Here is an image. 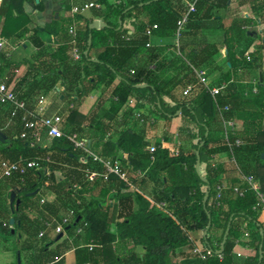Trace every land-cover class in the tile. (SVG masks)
<instances>
[{
	"label": "trees",
	"instance_id": "trees-1",
	"mask_svg": "<svg viewBox=\"0 0 264 264\" xmlns=\"http://www.w3.org/2000/svg\"><path fill=\"white\" fill-rule=\"evenodd\" d=\"M114 1L112 4L99 1L106 5L104 14L100 15L98 8L93 7L91 17L83 14L72 17L73 4L93 1L62 0L66 17L43 26L44 31L60 42L59 47L48 54H37L20 76L15 74V63L5 52L0 54V76L29 111L33 110L35 97L59 89L55 84L60 83L46 117L57 113L64 124L63 137L41 147L39 142L45 133L25 129L24 113L17 111L11 118L12 106L0 104V162H17L20 158L50 160L43 165L49 171L48 176L44 170L28 169L23 175L13 173L0 181V198L4 193L6 198L14 192L15 202L20 201L17 209L15 202L7 209L11 223L9 219L6 222L0 219L2 248L19 252L27 258L25 264H64L65 255L72 250L74 264H231L236 242L245 236L254 255L243 264H264V208L256 206L257 193L240 178V175L252 176L264 195V160L261 159L264 87L253 94V85L241 82L243 74L237 72L242 69L243 78L249 81L250 75L261 69L262 40L250 42V34L242 28L248 22L244 20L225 30L220 42L190 40L206 25L220 29V14L228 10L232 1L198 0L179 38L180 56L170 63L174 68L178 65L175 69L182 77L163 80L157 74L163 66L155 62L157 56L146 46L150 37L146 30L156 25V32L174 36L186 3L183 0ZM25 2L34 4L35 0H1L3 24L9 19L22 18ZM238 4H249L252 10L264 15V0H238ZM143 14L145 19L140 18ZM97 16L105 25L100 29L93 27ZM128 19H133L132 31L123 27ZM73 22L75 46L81 56L75 63L70 56L68 33ZM29 31L25 27L13 40H20ZM35 34L34 30L31 38ZM32 39L41 50L40 41L36 37ZM243 40L249 42L246 49L252 44L254 50L248 55L244 51L237 55L236 46ZM97 49H100L98 53ZM222 49L227 51L225 61L232 70L222 72L220 88L211 94L197 85L193 68H208V74L219 71L215 57ZM138 55H145L147 63L133 64ZM246 56L251 60H246ZM233 76L235 85L231 83ZM188 86L193 87L184 96ZM178 90L180 98H175ZM94 91H100V95L89 113L83 115L79 109ZM107 96L112 101L108 111L101 114ZM131 99L133 108L146 110V114L140 115L131 128L121 126L114 135L115 124L125 122L124 117L117 115ZM130 112L125 116L131 115ZM175 117L181 120L178 138L194 140L189 152L172 142L167 129L161 142H151L144 130V126L153 125L150 118L164 120L168 128ZM139 121L142 129L137 125ZM222 121H234L238 129L225 137ZM73 134L88 140L90 150L101 159L117 162L132 187L141 189L151 184V197L127 187L115 175L103 182L99 177L104 172L103 165L74 148L67 138ZM236 140L242 144L235 146ZM152 146L155 149L150 153ZM197 151L199 172L194 169ZM220 153L224 154V161L213 158ZM90 172L97 174L92 181L87 176ZM219 184L225 188L217 201ZM235 186L243 196L233 192ZM46 193L53 194L55 199L40 204ZM161 202L165 203L164 211L156 207ZM63 217H68V223L63 226L65 238L57 240L59 234L51 238L48 232L38 237L45 221L60 222ZM77 229L81 233L77 234ZM188 232L199 233L205 259L193 253L195 245ZM136 247L143 249L141 256L135 253Z\"/></svg>",
	"mask_w": 264,
	"mask_h": 264
},
{
	"label": "crops",
	"instance_id": "crops-1",
	"mask_svg": "<svg viewBox=\"0 0 264 264\" xmlns=\"http://www.w3.org/2000/svg\"><path fill=\"white\" fill-rule=\"evenodd\" d=\"M61 1L62 0H35L34 4L25 2L22 7L24 14L22 18H19L18 20L9 19L5 24H3V21L0 20V35L8 43L7 51L10 54V59L17 66L15 70L16 76H20L24 71H26L27 66L33 63L37 54H39L40 52L48 54L55 51L59 47L60 42L56 39L54 35L44 31L43 26L50 23L53 19H60L66 17L67 14L64 11V8L62 7ZM92 1L97 3L98 5L100 4L99 5L100 7L97 10V12L100 15L101 13L104 14L106 12V5L99 3L100 0H92ZM106 1L108 4H112L115 2L114 0H106ZM0 4H1V0H0ZM82 14L86 17L92 16V12L90 10ZM220 16L222 17L221 20L222 27L220 29H215L206 25L203 29L198 31V33H195L196 35L190 37L189 39L193 41L207 42V43L220 42L224 38V31L227 30L230 26H232V24L234 23L236 24L238 21L241 20L248 21L246 22V24H244L242 28L245 32H247V34H250V38H249L250 42H252L255 39L256 42L262 40L263 43L262 67L260 70L255 71L250 75L248 79L249 81L243 78L244 73L242 69L240 68L237 69V72L243 74L241 82H245V83L247 82V84H251V85H253V83H259L261 86L264 87V15H262L260 12L258 13L252 10L249 4L240 5L238 4V0H232L229 4L228 10L222 12ZM15 17H16V13L14 12L13 18ZM140 18L145 19V14L140 16ZM96 21L101 22V17L98 16L95 17L94 22ZM132 22L133 19H128L124 21L123 27L132 31L133 30ZM73 23L75 25V22ZM25 27L29 28L30 30L29 33H27L18 41L13 40L14 36L18 32L20 33V31ZM34 30L36 31L35 34L36 39L40 41V43L42 44L41 50L38 45L33 43L34 41L32 38L35 39V37L31 38L32 32H34ZM70 41L69 44L71 45ZM148 43H149L148 48L153 50V55L157 56L155 62H157V64H159L160 66H163L157 72L159 78L163 80H168L172 77L181 78L182 75L180 74V72H178V70L176 71L175 69L178 67V65H176L175 68L174 66L170 65L172 60L175 61L180 56V52L178 51L179 40L176 39L174 36L171 37L164 36L161 34V32H156V29H154L152 30ZM247 43L249 42H245L243 40L236 46L235 50L237 55L240 54V52L242 51H244V53L248 55V52H252L254 50V45L252 44L248 49H246ZM71 50H72V45H71ZM95 51L98 53L100 49H97ZM226 55H227L226 49H222L221 52L215 57L216 65L220 68L219 71H216L213 74H208V68L203 67L200 69L203 70L206 74L209 89H213L217 91L220 88L219 84L221 83L222 72L232 70L230 63L225 61ZM147 61L148 59L145 55H138L137 57L134 58L132 63L135 65H144L145 63H147ZM45 80L46 78L43 79L41 84L46 85ZM235 82L236 79L233 76L231 83L235 85ZM55 86H56L55 88H59V89L61 88L59 82H57ZM10 88H12V86H10ZM59 89H56L55 91H50L46 94L41 92V95L34 98L33 110L36 108L38 99L41 96L44 98V104L48 109L49 105L55 100L56 92H58ZM99 95H100V91H94L85 99V101L83 102V104L79 109L83 115H87L89 113V111L97 101ZM174 96L175 98H180V90H178ZM111 101L112 99L109 96H107L101 114L102 113L104 114V112L108 111ZM133 106H134V100L131 99L129 100L127 105L118 113L117 117L118 118L124 117L125 122L124 123L119 122L115 124L114 130L112 131L114 135H117L116 132L118 130L120 131L122 127L123 129H125L126 127L131 128L132 126H134L135 120L139 118L137 117V114L140 115L146 114V110H137L133 108ZM128 110L131 111L130 112L131 115L125 116V114L128 113ZM150 122L151 124L153 123V125L144 126L145 127L144 130L146 131L147 137L149 140H151V142H155L157 140L160 142L163 141L162 135L164 131H166L167 129L169 133L172 135V142L174 144H178L182 146L185 152H189L192 149L194 140L190 141V140L178 138V129L181 125V120L179 117L173 118L168 128H166V123L162 119L150 118ZM137 125L139 129L143 128L141 127L142 126L141 121H139ZM47 140L50 141V139L44 136L40 140L39 146L41 147L47 146L49 144ZM213 158L215 160L217 159L220 161H224V154L222 153L217 154ZM256 184L258 187H260L258 181H256ZM151 187H152L151 184H148L145 187L142 186L141 189H138L137 187L135 188L133 187V188L138 190L145 197L149 198L151 197ZM49 194H50V199H48V197L46 198V195H44L45 200L53 201L55 199V196L51 193H48V195ZM8 207L9 208L12 207V205L10 204V196L5 198V193H4L0 198V219L4 220V222H6V220L10 218V214L6 213ZM114 230L115 228L113 227L112 231L114 232ZM48 233L51 238L55 236L52 230H49ZM188 235L190 240L194 242L195 245L194 248L202 249V245L198 240L199 233L188 232ZM62 238H65L64 234L62 235ZM1 242L2 241L0 240V264H18L17 262L18 252L10 250V247H8V249H3ZM135 253L138 256H141L143 253V249L141 247H136ZM253 253L254 251L251 245L248 243L247 237L243 236L236 242V245L233 249L231 264H243L246 261V259L251 258L254 255ZM238 254L240 256H238ZM73 256H74L73 250L67 253L65 255V263L74 264ZM68 258H71L72 260H68ZM25 260H27V258L21 257L20 254V264H25Z\"/></svg>",
	"mask_w": 264,
	"mask_h": 264
},
{
	"label": "built area",
	"instance_id": "built-area-1",
	"mask_svg": "<svg viewBox=\"0 0 264 264\" xmlns=\"http://www.w3.org/2000/svg\"><path fill=\"white\" fill-rule=\"evenodd\" d=\"M186 3V11L182 14L180 19L177 21V28L175 31L174 37L179 40L182 31L184 30L185 24L187 23L188 16L195 12V5L198 2V0H183ZM99 8V5L91 2V3H82V4H73L71 6V16L74 17L75 15L82 14L91 8ZM157 26L153 25L151 27H148L146 30V35L151 36L152 30L156 29ZM69 35L71 36V45L72 50L70 52V56L72 61L79 62L81 60V56L78 52L77 47L75 46L76 41V31H75V25H71V27L68 30ZM149 46V43L146 45ZM8 47V43L6 40L0 35V54L5 52V56L7 58H10V54L6 52V48ZM246 60L250 61V56H246ZM193 71L197 77V85H201L204 88H207L211 92V94L215 93L216 90L209 89L208 88V81L206 74L203 70L200 69H194ZM133 74V71H131ZM193 86H188L184 91L183 95H187ZM259 83H253L252 93L257 94L259 92V89L262 88ZM0 104L2 105H8L12 106L13 110L11 112V118H13L16 115L17 111H22L24 113L22 117V121L24 123L25 129L33 130L36 133L43 131L45 133V136L52 140L55 138H61L63 137V131H62V117L55 113L51 116L46 117L47 107L44 104V98L41 96L38 99L37 106L34 110L29 111L26 108V105L17 100L15 97V94L12 90V88L8 87L4 83V79L0 76ZM72 107V106H70ZM137 117H140V114H137ZM224 131H225V137L227 133L229 132H235L237 129V125L234 121H222ZM37 135V134H36ZM68 140L73 144L74 148H78L83 150L87 156L91 157L94 162H99L104 167V172L99 175V177L102 179L103 182H108L111 175L117 176L121 181H123L127 187L133 188L131 182L128 179V176L126 172L123 170H120V166L117 162H110L107 160L101 159L97 154H95L92 150H90L89 147V141L86 139H78L75 134L70 135L67 137ZM242 142L240 140L235 141V146H240ZM155 149L154 146L150 148V153L153 152ZM49 158L46 159H38V160H31L26 161L24 159H19L17 162H0V181L6 178H9L12 176L13 173H19L20 175H23L25 171L28 169H38V170H44L45 174L48 176L49 171L47 168H45L43 165L46 162H49ZM89 181L94 180L97 177V174L94 172H90L87 174ZM241 180L246 182L249 187L255 191L259 197V203L256 206H263L264 208V195L259 192V187L256 184V181L253 179L252 176H243L240 175ZM225 188L224 184H219L216 186V200L218 201L220 199V192ZM233 192L241 197L243 196V192L239 189L238 186L233 187ZM46 200L44 196L41 197L40 203H44ZM156 207L162 211H164L165 203L161 202L156 204ZM68 223V217L61 218L60 222H56L54 220L52 221H45L43 223L44 228L39 232L38 237H43L49 230L53 231L54 235H63V226ZM77 234L81 233L80 229H77ZM92 247L89 246V249ZM193 253L196 255H199L202 259H205V256L202 255V249H193ZM238 256H240L238 254ZM219 259L222 260V256L219 255ZM67 264V263H64Z\"/></svg>",
	"mask_w": 264,
	"mask_h": 264
},
{
	"label": "water",
	"instance_id": "water-1",
	"mask_svg": "<svg viewBox=\"0 0 264 264\" xmlns=\"http://www.w3.org/2000/svg\"><path fill=\"white\" fill-rule=\"evenodd\" d=\"M103 26H104V24L101 23V22H98V21L94 22V24H93V27L95 29H99V28H101ZM87 42H88V49H89L90 44H91L90 39ZM87 54H88V50L85 52V55H87ZM196 157H197V161H196L194 169L196 170V172H199L198 168H199L200 161H199V152L198 151L196 152ZM261 159L264 160V154H261ZM15 196H16V194L14 192H11V194H10V204L11 205H13V203L15 202ZM207 197H208V195L206 194L205 197H204V202L206 201ZM19 202H20L19 200H16V203H15V208L16 209H17V207L19 205ZM12 221L13 220H11L10 222H12ZM209 225H210V223L208 224V227H209ZM205 235H206V231L203 232V236H205ZM61 238H62V235H59L57 237V240H60ZM225 239H226V234L223 237V244L225 242ZM221 252H222V249L219 251V253H221ZM260 253H261V247H260L259 253H258L259 254V258L261 259V254ZM17 262H18V264H20V254H19V252L17 253Z\"/></svg>",
	"mask_w": 264,
	"mask_h": 264
},
{
	"label": "rangeland",
	"instance_id": "rangeland-1",
	"mask_svg": "<svg viewBox=\"0 0 264 264\" xmlns=\"http://www.w3.org/2000/svg\"><path fill=\"white\" fill-rule=\"evenodd\" d=\"M61 129H62V131L64 129V124L63 123H62V128ZM47 142H50V141L47 140ZM56 176H57L58 179H61V176L58 173H56ZM45 195H46V198L48 197V199H50V194L48 195V193H46ZM68 260H72V259L68 258Z\"/></svg>",
	"mask_w": 264,
	"mask_h": 264
}]
</instances>
